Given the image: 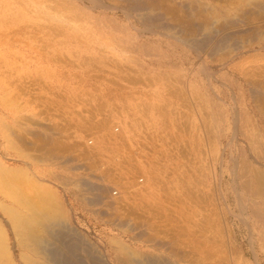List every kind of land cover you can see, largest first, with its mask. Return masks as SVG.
Listing matches in <instances>:
<instances>
[{"label":"rangeland","instance_id":"1","mask_svg":"<svg viewBox=\"0 0 264 264\" xmlns=\"http://www.w3.org/2000/svg\"><path fill=\"white\" fill-rule=\"evenodd\" d=\"M1 167L105 254L264 264V0H0Z\"/></svg>","mask_w":264,"mask_h":264},{"label":"bare ground","instance_id":"2","mask_svg":"<svg viewBox=\"0 0 264 264\" xmlns=\"http://www.w3.org/2000/svg\"><path fill=\"white\" fill-rule=\"evenodd\" d=\"M91 32H92V30H91ZM58 34H59V31H58ZM107 42H108V40H107ZM93 129H95V127ZM99 130H100V128H99ZM16 136H18V135H16ZM98 138H100V137H98ZM102 143L106 144L107 140L103 141ZM11 144H13V142ZM42 147H43V144H42ZM52 147H54V146L52 145ZM52 149H49V147H48L47 151H50ZM109 149H107V151H109ZM101 151L102 152L105 151L104 145L102 146V148H101V146H98V147H94L90 150H86V151L83 150V152H81V155H85V156H88L89 159H93L95 157V155H101ZM82 157L84 158V156H82ZM41 159L42 158H40L39 161H42ZM0 171H2V173L4 172L9 177H12V176L16 177L19 173L21 174L20 170H5V168H3V167L0 168ZM109 172H111V171H109ZM26 173H28V172H25V174ZM30 176H33V174L32 175L30 174ZM108 176H109V173L107 171H105V169H101L100 174H99V176H97V178H106ZM2 177H4V176H2ZM15 177L14 178L12 177L13 178L12 182H14L16 180L18 182V179H16ZM25 177H27V176H25ZM83 177L79 178V180H82V182H83V180H85L87 182L86 178H83ZM6 178H4V179H6ZM9 179H8V182L10 181ZM128 179H129L128 174L123 173L122 175H120L118 180L112 181V183L118 187L119 192L121 194H124L125 198L127 200L132 199V201H135L137 199V197L144 196V194L143 195L140 194L141 192L139 193L136 191L135 184L133 182H129ZM66 180L73 182V183H74V181H76V179H74V178H66ZM8 182H5V180H4V182L0 181V212H1L0 213V216H1L0 217V264H90L88 262L91 261V263H92V261H93L91 256L93 258L97 259L98 261H100L102 264H110L111 260L117 264H132L133 262H135V264H179L176 261L170 260L168 257L161 256V255L160 256H155V255L137 256L138 254H136L126 243L123 242V240H120L119 237H117V236H113L112 238H110V241L107 242V248L108 249L106 251L107 254H105V253L99 251L97 249V247L96 248L93 246L91 247V245L88 244L86 239L84 237H82L80 235V233L73 226H71L65 218H63V216H62L63 211L62 210L64 208L60 209L57 205H55L54 199L52 200V197L50 195L51 192H50L49 188L42 186V185H40L38 187L36 185V188L34 189L35 194H32L31 190H29V191H31V193H27V192L23 191L21 188V184L19 185L16 182L12 183V184H8ZM32 182H33V180L31 181V184H33ZM35 182H36V180H35ZM258 182H259V180H258ZM245 183H246V187L248 189L249 188L248 182L245 181ZM84 185H86V184H84ZM97 186H98L97 188L101 187L100 185H97ZM262 186H264V185H262ZM246 187H245V189H246ZM95 188H96V186H95ZM102 188H104V187H102ZM93 189H94V187H93ZM103 191H105V190H103ZM103 191L101 190V192H103ZM98 196L102 199L101 195H98ZM98 196H96V198ZM50 197H51V199H50ZM99 197L97 200H99ZM103 199H104V197H103ZM100 200L98 203H100ZM138 200H139V198L137 199V201ZM163 200H165V199H162V201ZM91 203H92V201H91ZM165 203H167V202H165ZM113 204H115V203L110 201V206H112ZM141 204L143 206V202H141ZM149 204H150V202H149ZM137 205H139L138 202H137ZM168 205H170V204H168ZM59 206H61V205H59ZM125 206L128 209H129V207L131 208L130 203L126 202ZM147 206L148 205H146V207ZM61 208H62V206H61ZM134 208H133V210H136ZM148 208H149V206L146 209L148 210ZM161 208L165 209V210L168 209L167 206L160 205V208L159 207L157 208V209H160V210H158L159 213H157V211H156L157 209H155L157 215L159 214L158 216H160L162 213ZM140 209L142 210V208H140ZM149 210H151V208H149ZM152 211L151 212L153 214L154 213V207H153ZM127 212H129V214H130V212H132V210L127 211ZM168 212H170V211H168ZM156 213H154V214H156ZM152 214L150 213V215H152ZM167 214L163 215V213H162L161 217H164L168 221V219L170 220V217H168ZM152 216H154V215H152ZM159 218H157V221L155 223H158ZM243 219L245 220V217ZM148 220H150V217H148ZM161 220H162V218H161ZM162 221H161L162 223L166 222V221H164V219ZM159 222H160V219H159ZM120 223L117 225V227L123 229L124 224H122V223L120 224ZM158 224H160V223H158ZM167 225H168V223H167ZM134 229H136V228H134L133 225H128L125 230L123 229V231L124 232L133 231ZM159 233H161V232H159ZM150 241H153L155 243V245H159L160 243H163V242L157 241L156 239H151ZM88 245H90V246H88ZM85 253H87V254H85ZM208 255H210V254H208ZM89 258H91L92 260L90 259L88 261Z\"/></svg>","mask_w":264,"mask_h":264}]
</instances>
